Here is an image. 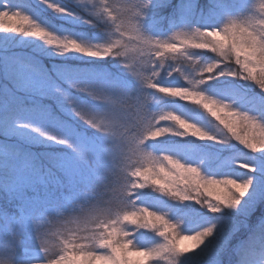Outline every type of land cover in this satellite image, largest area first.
I'll return each instance as SVG.
<instances>
[{"label": "snow or ice", "instance_id": "6c2138e0", "mask_svg": "<svg viewBox=\"0 0 264 264\" xmlns=\"http://www.w3.org/2000/svg\"><path fill=\"white\" fill-rule=\"evenodd\" d=\"M0 33V264H264V2L0 0Z\"/></svg>", "mask_w": 264, "mask_h": 264}, {"label": "trees", "instance_id": "16d2710c", "mask_svg": "<svg viewBox=\"0 0 264 264\" xmlns=\"http://www.w3.org/2000/svg\"><path fill=\"white\" fill-rule=\"evenodd\" d=\"M59 2L61 4H69L71 3V0H59ZM248 2V6L254 10V11H259L258 8H256L250 0H247ZM37 12V14L44 18V19H51L55 16L54 13H52L49 9L47 8H38L35 10ZM57 19L60 20V23H62L66 28H71L73 30V32H95L96 29H93L90 25H86L83 23H73L71 20L68 19H63V18H59L57 17ZM2 34V33H0ZM77 63H87L88 60L84 59L83 61L77 60ZM176 65L173 64V67H175ZM171 82V81H169ZM179 83H183V81H177ZM210 83V87H209V91H216L218 88L222 87V85H215V86H211L214 85L215 82H209ZM234 83V82H233ZM258 91V89L256 90ZM241 102L242 101H238ZM163 106L171 108L175 111L180 112L181 114H185V115H191L190 113H187L185 111L186 109V105L184 104V102L179 101V100H172V99H164L160 102ZM244 107H247V104L243 105ZM191 107V105H190ZM198 123L203 124V126H205L207 128V130H209L210 132H216L215 127L208 121L204 120V119H197ZM191 142L194 145H202L205 143H209L211 144L212 142H202V141H197L192 137H185V138H179V137H162L160 138L158 141H154L152 142L153 144V149L155 151H159L161 148H166V149H172L175 147H178L180 145H184ZM232 144H236L238 142L236 141H231ZM242 147V146H241ZM212 148L214 151H217L221 154V156H225L231 153H235L238 151L239 146H237L236 148L233 147H229V146H225V145H216V144H212ZM225 168L230 169L234 174L238 173L239 171H241L240 169H238V167L231 165L230 163L225 164L224 165ZM157 195L159 194H153L152 191L150 189L145 190V201L146 202H152L154 200L157 199ZM3 206V201L0 200V207ZM199 205H194L192 204V202H186L184 205L183 212L184 214L187 216L188 218V224L190 227L195 228L199 223H201V215H202V211L199 209ZM57 212H62V209H57ZM259 215V211H257V213H255L250 219H249V223L250 224H254L257 220V217ZM152 235L151 233H145V239L148 242H151L152 240ZM246 236V231L242 228L241 231L239 233H237V235L234 237L232 243L235 244L237 242V240L239 239H243ZM225 259L227 258V254H225ZM161 264H167L166 261H161Z\"/></svg>", "mask_w": 264, "mask_h": 264}, {"label": "rangeland", "instance_id": "374dc122", "mask_svg": "<svg viewBox=\"0 0 264 264\" xmlns=\"http://www.w3.org/2000/svg\"><path fill=\"white\" fill-rule=\"evenodd\" d=\"M251 1V3L256 7V8H258L259 9V7H260V4L262 3V2H264V0H250ZM68 20H71L73 23H77V22H74L71 18H68ZM75 59V58H74ZM86 60H89L90 58H85ZM222 79H224V78H222ZM230 79V78H229ZM256 135H259V132L257 131L256 132ZM152 143V142H151ZM153 144V143H152ZM152 147H153V145H152Z\"/></svg>", "mask_w": 264, "mask_h": 264}]
</instances>
